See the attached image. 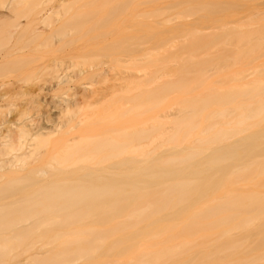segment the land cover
Masks as SVG:
<instances>
[{
  "label": "bare ground",
  "instance_id": "6f19581e",
  "mask_svg": "<svg viewBox=\"0 0 264 264\" xmlns=\"http://www.w3.org/2000/svg\"><path fill=\"white\" fill-rule=\"evenodd\" d=\"M243 3L0 7V264H264V40L227 28L168 51L184 24L164 17L204 21ZM87 45L93 63L73 74L40 59ZM140 53L128 67L141 78L103 69Z\"/></svg>",
  "mask_w": 264,
  "mask_h": 264
},
{
  "label": "rangeland",
  "instance_id": "374dc122",
  "mask_svg": "<svg viewBox=\"0 0 264 264\" xmlns=\"http://www.w3.org/2000/svg\"><path fill=\"white\" fill-rule=\"evenodd\" d=\"M2 6H0L2 9H5V7L8 5V1L9 0H2ZM171 0H161V4H166L168 2H170ZM49 5L43 6V9L48 8ZM264 7V0H244L243 5L236 7V8H232L230 10H227L225 12H220L217 13L211 17L205 18L204 21H202L200 19V17L196 14H190V15H182L179 13H176V11H168L165 14V20L167 22H180L183 23L184 25L181 26L179 28V32L178 35L176 37H172L170 35L169 32H167L165 35L169 36L172 38L171 42L173 43H168L167 48L168 51L170 49V51L177 49L178 44H182L188 41L189 37L191 35H203V36H207V35H211V34H215L220 32L223 29H227V28H235L233 30H231L232 32H241L240 30H237V28H241L243 31L246 32H251V34L254 35L252 40L257 41L258 39L262 38L264 40V14H261L260 9ZM147 9V8H146ZM258 12V13H257ZM126 15V14H125ZM21 20H24L25 17H21ZM114 34L108 35V39H110L111 37H113ZM170 38V39H171ZM77 43L80 42V40L76 41ZM85 44V43H84ZM91 44V43H89ZM88 46V45H87ZM86 46V47H87ZM220 45L215 44L213 46H211L206 53H201L200 55H198L199 57L204 56L205 54H210V55H214L217 53V50L219 48ZM230 46L233 49H236L238 46L235 44H228L226 45ZM51 47V46H50ZM148 44L144 45V50L142 52H146V51H151L148 48ZM52 50L51 51H47L46 49H43V51H41V57L40 59L44 60L45 62H49L52 59H56V64H57V68L59 69V72L61 73H66V74H73L76 71H78L80 68L82 67H87L92 61V49L87 51L86 53H83L84 51L90 49V46H88L87 48H85L82 52L79 50L77 52H71L72 54H77L80 53V55L78 57H74V58H69L67 56L68 51L63 52V50H54L53 47H51ZM70 55V54H68ZM95 57H97L96 55H94ZM94 57V58H95ZM122 61H120V65H118L115 69H111V67H109L108 63L107 66L103 65V69L106 72L107 67L110 69H107L106 74L108 76H114V75H122V73L128 74V73H135L138 74L137 76L140 75L139 78H141L142 74L144 73L143 71H137L134 70L135 68L128 67L129 62H130V58H134L135 60H140L145 58V56H143L141 53L136 55V56H129V55H124L121 54L118 56ZM262 58L264 59V55L262 56ZM60 59L61 61L57 60ZM98 59V58H97ZM96 59V60H97ZM96 62V61H95ZM172 64V63H171ZM230 61H225L222 63L223 65V70L225 72H231V69H240L242 74H245L248 78L251 77V69L250 68H242L239 67L238 65H235L233 67H230ZM106 66V67H105ZM133 68V69H132ZM153 69V68H152ZM151 70V67L148 69ZM165 70V69H164ZM164 70L162 69L161 71L159 70L158 75L159 77H161L160 79H164L169 77H166V72H164ZM215 70V66L210 65L206 68V71H208V73H212ZM137 71V72H136ZM85 81V80H84ZM82 81V82H84ZM112 81V79L110 78L108 82ZM101 82V81H100ZM98 83L99 85H105L107 82L105 83ZM124 82V80L122 81ZM86 84H81L82 86L86 85V87H88L89 85H91L92 82H85ZM89 83V85L87 84ZM94 83H92L93 85ZM88 85V86H87ZM95 86V84H94ZM94 86H90V87H94ZM98 86V85H97ZM95 86V87H97ZM78 88H81L80 85ZM84 88L82 87V89H78L80 91H82ZM88 89V88H87ZM65 96L62 93H56L55 98L59 99L60 97ZM19 103V99H13L11 100L8 104H6L5 106H3V112L6 113L7 110L10 108H13V106L15 104ZM163 114L166 115V117H164V120H169L171 117H173L176 114V108L175 106H171L169 108H167L164 112H162ZM10 116L9 112L7 114V117L5 116V118H8Z\"/></svg>",
  "mask_w": 264,
  "mask_h": 264
}]
</instances>
